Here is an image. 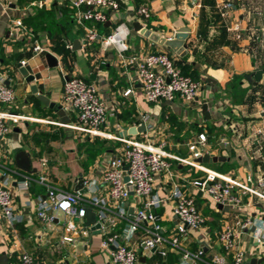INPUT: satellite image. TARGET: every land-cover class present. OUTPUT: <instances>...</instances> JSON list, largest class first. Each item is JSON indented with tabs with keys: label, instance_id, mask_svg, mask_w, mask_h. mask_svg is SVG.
Returning a JSON list of instances; mask_svg holds the SVG:
<instances>
[{
	"label": "crops",
	"instance_id": "0c3cea01",
	"mask_svg": "<svg viewBox=\"0 0 264 264\" xmlns=\"http://www.w3.org/2000/svg\"><path fill=\"white\" fill-rule=\"evenodd\" d=\"M38 1L0 0V77L14 91L11 110L40 120L24 122L0 140V163L9 170L0 176V181L10 190L13 204L11 225L0 216V264H17L22 253L32 255L35 264H110L109 252L100 249L101 234L91 231L85 218L80 226L77 219L58 210L53 212L55 219L51 224H43L36 217L35 208L45 199L46 187L33 181L29 188L21 189L19 183L25 177L36 180L44 173L52 186L74 192L80 174L98 177L100 169L122 145L49 124L62 123L53 110L37 100L31 92L33 85L50 103L62 106L70 123H75L76 112L62 102L61 93L65 79L78 75L96 86L106 106L103 132L119 135L124 129L140 127L146 117V131L126 139L153 145L164 142L168 153L181 158L190 156L188 145L204 133L209 155L223 159L201 163L204 169L239 181L248 176L264 179V0H118L122 7L110 16L109 25H96L95 30L106 36L115 25H127L131 29L129 49L123 56L97 42L81 46L83 30L73 22L69 8L56 2L39 8L35 6ZM141 7L150 10L146 21L138 15ZM16 21L22 23L23 29L16 28ZM135 23L165 39L172 38L181 27H187L189 33L182 48L175 52L134 31ZM75 41L79 48L72 50ZM35 42L46 51L35 55ZM67 44H71V49ZM160 52L167 53L182 74L200 84L194 102L176 99L165 105L144 101L132 58ZM46 54L57 59V67H48ZM18 65L34 78L33 82H26ZM258 71L263 73L255 81ZM127 90L131 93L124 96ZM203 103L207 105L209 120L201 114ZM95 149L100 152L93 155ZM21 152L28 156L31 173L16 167L15 158ZM42 158L48 161L43 171L39 165ZM171 171L172 182L187 194L195 193L196 204L207 218L204 228L187 231L182 239L184 247L195 251L203 246L208 256L222 257L226 264H232L236 251L246 255L244 264L264 257V249L256 242L264 230V202L246 194L242 195L241 206L215 212L192 185L204 173L175 161ZM153 184L154 194L166 197L170 182L157 175ZM261 192L264 194V187ZM123 208L129 214L131 207L124 204ZM157 213L166 231L176 226L169 204ZM246 217H252L255 224L238 232L237 248L225 252L218 242L222 225L232 226ZM216 220L218 226L214 224ZM70 224L74 230L66 233ZM64 236L71 237L72 242L62 243ZM142 239L143 234L138 231L130 241L137 264L177 263L179 255L175 252L168 251L166 257L152 254L139 245Z\"/></svg>",
	"mask_w": 264,
	"mask_h": 264
},
{
	"label": "built area",
	"instance_id": "2783aa9c",
	"mask_svg": "<svg viewBox=\"0 0 264 264\" xmlns=\"http://www.w3.org/2000/svg\"><path fill=\"white\" fill-rule=\"evenodd\" d=\"M51 2L65 4L69 8L73 22L83 30L80 38L81 46L97 42L104 49L113 48L119 56H123L128 51L131 29L127 25L123 23L115 25L112 32L106 36L99 35L95 30L96 25L109 24L110 16L120 8L118 0H40L35 6L41 8ZM138 15L146 21L150 17V10L141 7L138 9ZM15 26L23 29L20 21H16ZM29 34L33 36L31 32ZM71 47V44H67L68 49ZM45 51L46 48L39 42H35L32 46L35 55ZM132 60L146 103H171L176 99L188 103L195 101L200 84L183 75L167 53H149L139 58L133 57ZM24 63L22 61L21 65L24 66ZM130 93L131 90H127L124 96ZM61 99L71 111L76 112L77 121L66 125L56 122H48L49 124L79 132L89 138L117 142L122 147L119 148L116 156L100 169L98 177L82 176L83 186L86 189L83 194L52 186L44 173H41L36 180L25 177L19 183L21 189L29 188L33 181L46 187L45 199L35 208L36 217L43 224L49 225L55 219L53 212L60 210L67 216L77 219L79 225L83 226L85 217L83 208L92 207L96 224L99 225L97 233L102 236L100 249L109 252L110 264H137V256L130 247V241L138 231L143 234L139 245L161 257H166L168 251L175 252L179 255L176 264H226L222 257L208 256L203 246L195 251L183 246L182 239L187 231L204 228L207 218L196 204L195 193L187 194L180 185L172 182L174 180L171 171L172 162L204 173V176L194 180L192 185L211 203L215 212L221 211L218 206L228 208L241 206L242 195L246 194L264 202V194L261 192L264 179L248 176L244 181H239L204 169L199 162L204 155H209L204 133L199 134L196 140L188 145L190 156L181 158L168 153L164 148V142L159 145L140 143L120 135L103 132L101 127L106 120V106L99 97L96 86L84 81L78 75L73 74L66 78ZM14 103V91L0 77V140L24 122L40 121L13 112L11 109ZM142 122L145 125L146 117L142 118ZM47 164L45 158L39 160L42 171L46 169ZM5 170L7 168L0 163V176ZM157 175L164 176L170 182V189L164 198L154 194L153 181ZM125 178H127L126 182ZM128 187H131L132 195H129ZM235 190L239 193L236 194ZM124 204L131 207V215L123 208ZM165 204L170 205L171 213L177 222L170 231H166L160 225V216L157 213ZM12 205L10 190L0 181V216L9 225L13 221ZM253 224L255 220L252 217L239 219L232 226L223 224L218 237L219 245L225 252L233 251L237 248V233L248 230ZM73 230L71 224L65 228L66 233ZM61 242L70 243L72 238L64 236ZM256 242L261 249H264V230L256 237ZM245 261L246 255L242 251L234 253L232 264H244ZM17 264H35V261L32 255L22 253Z\"/></svg>",
	"mask_w": 264,
	"mask_h": 264
},
{
	"label": "water",
	"instance_id": "95a60500",
	"mask_svg": "<svg viewBox=\"0 0 264 264\" xmlns=\"http://www.w3.org/2000/svg\"><path fill=\"white\" fill-rule=\"evenodd\" d=\"M109 25V24H106ZM133 30L136 32H139L140 35L149 38L153 42H156L160 45H165L171 50L178 52L179 49L182 48L183 46V41L187 38V34L189 33V29L187 27H181L178 30L175 31L173 34L172 38L165 39V38H160L159 36L155 34H151L148 30H146L144 27L140 25V23H135L133 26ZM79 48V43L77 41L73 42V47L72 50H77ZM45 60L47 62V65L49 68H54L57 67V59L53 57L51 54H46L45 55ZM18 72L25 77L26 82L31 83L34 81V78L32 76H28L27 72L24 68H21L20 65L17 66ZM262 71L256 72L254 76V80L258 81L261 76H262ZM66 80V79H65ZM6 82L5 84H7ZM31 92L36 95L37 100L41 102L45 107H47L50 110H53L54 113L60 118L61 123L66 125L70 123V120L65 114V110L62 106H58L56 104L50 103L49 100L43 96L40 92L37 91V87L35 85L31 86ZM165 105L169 104V102H164ZM201 114L206 120L210 119V115L207 111V105L205 103L202 104L201 106ZM145 132V125L141 124L140 127H132L129 129H124L122 133H120V136L127 137L130 135H135L136 133H142ZM220 144V143H219ZM223 159L211 156V155H204L199 162L202 164H210V163H216L219 161H222ZM15 164L16 167L24 171L26 173H31L30 166H29V160L28 156H26L24 153H18L15 158ZM126 169V168H125ZM124 181H127V178L124 179ZM129 190V195H132L131 187H128ZM79 191L81 194L86 192V189L83 186V180H82V175L80 174L76 180V184L74 187V192ZM219 210L228 212L229 208L226 206H218L217 207ZM84 213H85V225L90 228L91 231L97 232L99 229V225L96 224V217L95 213L93 212L92 207L86 206L83 208ZM132 214V209L129 210V215ZM248 264H264V257L260 259H252Z\"/></svg>",
	"mask_w": 264,
	"mask_h": 264
},
{
	"label": "trees",
	"instance_id": "16d2710c",
	"mask_svg": "<svg viewBox=\"0 0 264 264\" xmlns=\"http://www.w3.org/2000/svg\"><path fill=\"white\" fill-rule=\"evenodd\" d=\"M119 7H122V4H121V2L119 1ZM99 28H103V25H99ZM183 75H186V76H188L187 74H185V73H183ZM97 152H100V150H98V149H95V150H93V152H92V154L93 155H95V154H97Z\"/></svg>",
	"mask_w": 264,
	"mask_h": 264
},
{
	"label": "rangeland",
	"instance_id": "374dc122",
	"mask_svg": "<svg viewBox=\"0 0 264 264\" xmlns=\"http://www.w3.org/2000/svg\"><path fill=\"white\" fill-rule=\"evenodd\" d=\"M218 222H219V221H217V220H216V221L214 222V224H216V225H217V224H219ZM217 226H218V225H217Z\"/></svg>",
	"mask_w": 264,
	"mask_h": 264
}]
</instances>
